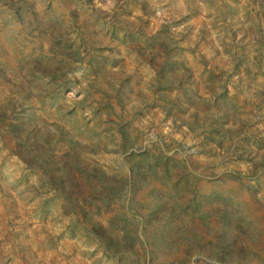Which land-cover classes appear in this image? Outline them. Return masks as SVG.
<instances>
[{
	"label": "rangeland",
	"instance_id": "rangeland-1",
	"mask_svg": "<svg viewBox=\"0 0 264 264\" xmlns=\"http://www.w3.org/2000/svg\"><path fill=\"white\" fill-rule=\"evenodd\" d=\"M0 264H264V0H0Z\"/></svg>",
	"mask_w": 264,
	"mask_h": 264
}]
</instances>
